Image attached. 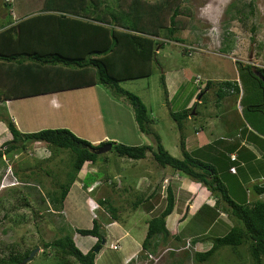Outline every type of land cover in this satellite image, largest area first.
Listing matches in <instances>:
<instances>
[{"label":"rangeland","instance_id":"1","mask_svg":"<svg viewBox=\"0 0 264 264\" xmlns=\"http://www.w3.org/2000/svg\"><path fill=\"white\" fill-rule=\"evenodd\" d=\"M4 1L9 3L7 8L4 6ZM118 1L123 5L129 2V0ZM31 3L34 4L33 6H41V0H0V21L4 12H10L14 16L19 14L22 8H32ZM153 3L159 4L156 16L161 27L155 24L157 18L155 21L152 20L153 15H151L149 4ZM174 8L177 12L172 23L169 15ZM9 16L10 14L7 19ZM134 18V22L139 27L150 28L152 37L160 41V44L155 46L156 61L152 62L150 74L123 78L118 83L121 87L136 93L146 106L152 119L148 134L140 132L135 126L133 117L130 118L132 111H130L129 103L121 98L110 96L107 88L97 83V86L87 87L96 90L94 106L97 107V112L89 116L86 115V105H80L82 103L78 100H81L79 94L81 91L88 96L92 94L86 91L87 88L82 87L80 88L83 90L72 88L75 90L72 93L66 91L63 95L66 99L65 107L62 109L64 115L61 109L52 112L57 117L56 121L48 116L51 114L50 104L45 105L43 109L40 108L44 105L40 96L16 98L13 102L16 112L10 111V107L7 109L5 103L0 102V116H8L11 113L16 116L15 120L27 121V111H29L31 120L28 119V126L32 123L38 126L46 125L45 127L60 125L55 127L71 128L75 135L86 140L89 139L90 131L94 134L102 130L114 138L109 139L110 149L98 153L94 163L90 162L85 167L84 164L81 165L75 177L79 181L78 186L76 187L74 183L69 186L67 200L62 202L60 213L51 210L46 193L51 192L53 188L58 189L57 184L65 180L66 170L72 162L69 149L25 140L24 146L19 145L5 154L3 158L5 164L0 162V255H6L9 249L22 251L25 248L37 246L30 259H25L22 264H79L71 256L68 260L66 255L61 256L62 258L55 253L53 255L52 250L41 246V241L57 236L55 227L59 222L60 224L62 221L70 223L73 227H89L92 216L96 215V218H100L103 214L108 225L104 224L99 229L105 241L100 249L95 251L94 264H167L172 261L174 264H240L241 262L247 264L249 262V257L244 252L238 261V255L235 256L229 245L220 246L208 259L197 261L191 257L193 250H203L210 245L209 243L201 245L196 241L188 244L187 241L191 237L199 233H206L205 236L220 235L225 233L231 225H238L231 217L223 219L216 215L217 210L214 205L209 207L207 202H201V199L194 201L195 206H190L183 221L175 223L172 220V225H175L180 236L178 241L173 240V242L169 237L167 243L158 245L153 251L144 249L139 251L140 241L146 229V219L164 204L166 182H162L161 176L164 174L168 176L166 178H171L170 185L167 184L171 188L176 187L179 180L173 176L167 165L161 166L156 163L150 150L145 152L144 157L127 158L117 155L113 145L118 142L124 143L123 135L132 134V130L133 135H130L133 137L130 141L133 142L132 144L147 143L151 145V148H155L154 133L158 135L159 142L171 155L181 157L178 140L183 132L184 149L189 153L200 145H204L205 150L210 148L212 154L215 152L218 155L221 149L219 146L226 143L222 138L228 139V135L224 129L220 128L223 124L222 118L226 116L222 115L219 118L218 115L215 118L208 114L214 106L215 98L212 88L215 89L216 84H212L203 92L195 107L197 112L195 115H187L183 119L181 128H178L170 117L169 110L181 109L188 99L187 92L195 93L197 87L203 85L207 77L215 83L219 79L234 77L237 72L239 73L238 67L242 64L252 63L264 67V0H140V6ZM168 26L173 27L172 31H167ZM226 44V50H221V47ZM160 74L163 77V86L160 84ZM195 78L199 82H194ZM237 82L239 86H242L244 100L255 103L259 96L258 81L248 75L239 76ZM177 83L181 85L179 84V89L175 93ZM44 99L45 97L43 102ZM231 100L232 97L226 98L228 106H225L224 110H222L224 106H217V110L214 109L216 113L218 114L221 110L223 114L226 110L234 113L238 106L234 99ZM230 101L231 104H229ZM244 102L242 100L241 104ZM42 116H45V119L42 120ZM54 123L55 125H52ZM132 125L135 126L141 139L135 137V128ZM198 128L203 129L199 136L194 134V130ZM6 131L5 122L1 118L0 149L3 147L2 142L10 138V134L8 135ZM202 134L205 137L204 140L201 139ZM190 154L199 155L200 152ZM42 157L45 158L41 159ZM177 172L179 176L187 177L183 172ZM86 173H90L89 175L95 178L93 181L95 186L91 190L89 187L81 189L83 188L82 178ZM152 189L154 192L146 202L142 201L135 206H130L138 196L147 195ZM75 192H77L75 195H80L81 198L76 199L78 203H75V206L71 202L68 205V200ZM176 194L180 203L175 204L174 213L177 212L176 209L186 210L185 201L189 196L184 188L181 191L177 190ZM104 197L117 206L116 219L111 218L101 204L91 211L92 199L98 201L97 199ZM81 200H83V207L77 205ZM148 203H151V206H148ZM93 205H95L94 202ZM85 206L89 209L86 225L83 224L85 219L82 217L86 213ZM147 207L150 208L147 209ZM208 207L209 212L206 213ZM71 208H77L76 214L74 209V212L70 213V210L65 212L66 209ZM108 220L115 221L110 224ZM99 222L101 226L103 222L100 220ZM168 224L172 227L171 222ZM71 235L74 245L82 252L89 249L95 241L93 236L75 230H72ZM116 237H118L119 246L113 249L108 242ZM168 244L169 249L172 248L171 252L166 248ZM239 248L241 247L237 246V249ZM134 250L136 252L133 258L124 261V256ZM43 251L45 253H42ZM130 255L132 254L127 256ZM154 256L155 263H153ZM261 264H264V260Z\"/></svg>","mask_w":264,"mask_h":264},{"label":"trees","instance_id":"2","mask_svg":"<svg viewBox=\"0 0 264 264\" xmlns=\"http://www.w3.org/2000/svg\"><path fill=\"white\" fill-rule=\"evenodd\" d=\"M6 3L8 4L4 1V4ZM139 6L140 0H129L125 5L118 0H41V6L37 12L20 17L14 22L6 19L0 23V102L25 94L97 83L107 88L110 96L128 102L137 129L148 134L152 119L146 106L136 93L121 87L118 83L123 78L150 74L152 62L156 61L155 46L160 44V41L152 37L153 33L150 28L139 27L134 22ZM149 6L152 11L151 15H153L152 20L155 21L159 4L153 3ZM176 12L177 9L174 8L169 15L172 23ZM155 24L161 27L158 18ZM172 28L168 26L166 29L170 32ZM226 47L227 44L222 46L221 50L225 51ZM238 71L239 76L250 75L258 81L259 96L255 103L249 101L247 102L249 105L246 106H253L252 110L263 113L264 83L255 72H260L264 78V67L246 63L239 66ZM159 80L163 86L162 74L159 75ZM232 82L234 81L230 79H221L213 83V80L206 79L199 93H203L206 88L216 84L214 94L216 99H219L225 91H229V88L237 90L236 82ZM191 109V107H182L179 110H169V115L178 128L182 127L183 119L190 114ZM194 111L196 112L195 109ZM4 116L7 115L0 116V119L2 118L5 122L11 137L2 142L0 162H4L3 164H5L3 159L5 154L19 145L24 146L25 140L39 141L48 146L53 145L52 147L67 148L71 152L72 162L66 170L65 180L57 184L58 189L53 188L51 192L46 193L51 210L60 213L63 198L81 165L84 164L85 167L90 162L94 163L98 158V153H95L93 149L110 140L92 144L66 127H43L21 132L9 116ZM153 136L155 148H151V145L147 143L118 142L114 143V150L117 155L127 158L144 157L145 152L150 150L152 158L158 165H167L173 170L183 172L187 177L200 182L210 190L218 197L217 200H224L226 208L223 210L238 224L231 225L225 233L220 235L205 236L206 233H199L190 240H186L189 244L210 239V245L206 249L193 250L191 257L197 261L208 259L220 246L229 245L235 256L238 255V261L244 252L249 257L247 264H261L264 260V201L255 200L252 203H246L232 199L217 175L216 167L184 149L183 132L178 140L181 157L171 155L159 142L158 135L153 133ZM226 167L228 170V166ZM89 174L86 173L83 178L81 177L82 190L88 185L91 189L95 186L93 183L95 178ZM257 189L258 191L264 190V185ZM153 192L152 189L149 195L138 196L130 206H135L138 202H146ZM97 200V205H103L110 217L116 219L117 206L106 197ZM173 204L174 193L172 188L166 185L164 204L146 219V229L140 241L139 251L141 249L153 251L158 245L167 243L169 237L172 241L180 239L177 232H170L165 225V216L170 213ZM148 206H151V203H148ZM184 216L185 212L182 211L178 220H182ZM100 218L93 216L89 227H73L70 223L62 221L60 224L59 222L55 227L57 236L41 241V246L48 247L53 251V255L57 254L60 257L66 255L67 259L71 256L79 264H94L95 251H98L102 244L100 243L102 233L99 231V220L104 224L106 222L103 214ZM72 230L94 235L96 241L89 249L82 252L74 245ZM237 246L241 248L237 249ZM34 247L36 246L25 248L22 251L9 249L6 255H0V264H22L26 255ZM169 247L170 245L166 248L169 249ZM169 250L171 252L172 248ZM140 254L142 255V251ZM167 264L174 263L172 261Z\"/></svg>","mask_w":264,"mask_h":264},{"label":"crops","instance_id":"3","mask_svg":"<svg viewBox=\"0 0 264 264\" xmlns=\"http://www.w3.org/2000/svg\"><path fill=\"white\" fill-rule=\"evenodd\" d=\"M7 5H9V3L4 4L5 8L8 7ZM33 5L34 4L31 3L30 7H32ZM39 7H40V5L39 6H33L30 9L22 8V10L19 12V14H15L14 16L11 15L10 12L9 13L4 12V15L1 16L3 18H2V21H0V23L5 21L9 14H10L9 20L11 22H14L17 19H19L20 17H23V16L37 12ZM9 8H10V6H9ZM237 74H238V72H237ZM237 74H235L234 77L225 78V79H230L231 81L236 82V85L238 87L237 90H232L229 88V91H225L223 96L219 99H216V96L213 93L214 98H215L213 101L214 106H213L211 111H208V114L213 115V117H215V118L218 115H219V118L222 115L226 116V118H222L223 124L220 127L221 129H224L226 131V135H228V139H224L221 137L222 140L226 141V143L219 146L221 149L219 150L218 155H216L215 152H214V154H212V150L210 148H207L205 150V148L203 147L204 145H200L199 147L194 149L193 152H190V153L195 154L197 152H200L199 155H194V156H197V157L209 162L210 164H212L216 167L217 175L219 176L220 180L226 186L227 193L229 196H231L232 199L239 201V202L243 201L246 203H252L255 200L264 201V190L258 191V189H257L259 186L264 185V114H263L264 113V105L262 107L263 113H261L258 110H252L251 108H253V106H246L249 104L247 103V101L244 102L245 100H244L243 89H242L241 85L240 86L238 85L237 81H238L239 75L237 77ZM206 79H211V78L207 77ZM193 80H194V82H199V81H195V79H193ZM219 80H221V79H219ZM234 82H232V83H234ZM179 84L174 89L175 93L179 89L178 86L181 85V84L180 85ZM204 84H205V81H204L203 85H201L202 87L201 86L197 87L195 93L192 92L190 94L189 92H187L188 99L186 100L184 106H182V107H191L192 108L190 111V114H188L190 116L195 115V113L197 112V111L195 112L194 109L196 110V108H195L197 105L196 102H199V99H201V96L203 95V93H199V89L203 88ZM92 86H97V85L96 84H88V85H83V86L60 88V89L42 92V93H34V94H28V95L25 94L24 96L16 97V98L40 96L41 97L40 100L44 104V105H41L40 108L43 109L45 105L50 104L51 114L48 116H50L53 120L56 121L57 117H56V115H53L52 112L56 111L57 109L58 110L61 109L62 115H64L62 109L65 107V104H66L65 100L66 99H65V97H63V95L66 93V91H69L72 93L75 90H83L80 87L87 88V87H92ZM72 88H74L75 90H73ZM77 88H79V89H77ZM209 88H206L205 90H208ZM212 89L214 92V88H212ZM86 91L90 92V94H92V95L88 96L87 94H85L81 91L79 93L81 96V100L79 99L78 102L82 103L80 105H86V115L89 116L91 113L97 112L96 111L97 107L94 106V103H95L94 101L96 100L94 98V97H96V90L87 88ZM198 93L200 95L197 96ZM44 97H45V99L43 102ZM228 97H232V100L234 99V102L237 103L238 109H236V111L234 113H230L228 110H226V113L223 114L222 110H224L225 106H228V103L226 102V98H228ZM16 98L5 99L4 101H1V102H4L7 109H9V107H10L11 108L10 111H12L15 109V107H13L14 106L13 102L16 100ZM242 100H243L244 104H241ZM231 101L229 102V104H231ZM84 103H86V104H84ZM88 103H90V104H88ZM220 105H222L224 107L222 108L221 112L219 111V113L217 114L214 109L217 110V106H220ZM93 107H95V109H93ZM14 111L16 112V110H14ZM2 113H4V111H2ZM27 114H28V119L31 120L30 115H29V111H27ZM8 116L13 119V122H14L16 128L18 130H20L21 132L33 131L35 129H39L41 127L46 126V125L38 126V125H34L33 123L30 126H28L27 125L28 119H27V121H20L17 119L15 120L16 116H14L11 113ZM131 116H132V114L130 113V118H131ZM42 117H43L42 120L45 119V116H42ZM124 117H125V115H124ZM25 118H27V116H25ZM34 121H36V120H34ZM99 123L102 124V122H99ZM207 123L210 125L212 124L211 122H207ZM101 124H100V126H101ZM52 125H55V123ZM55 126H60V125H55ZM55 126H52V127H55ZM135 126H136V124H135ZM135 126H133V128H135ZM6 130H7L6 132L9 135L10 132L8 131L7 128H6ZM92 130H94V129L92 128ZM202 130H201V128H198L197 130H194V134L199 136L200 133L202 132ZM72 131H74V130H72ZM101 131L98 130V132H94V134L90 131L88 134L89 135L88 140L92 144H96V143L103 141V140L114 139L112 136L107 135L106 132H103V131L101 132ZM131 133L132 134L126 133L125 135H123V137H124L123 141H125L124 143H127V144L133 143V142H130L131 139L133 138L130 136V135H133L132 130H131ZM134 133L136 135L135 136L136 138L141 139V137L137 134L136 128L134 130ZM9 136H11V134ZM201 139L202 140L205 139L203 134L201 135ZM231 153L235 154V158L233 161H231L229 158V155ZM216 159H217V161H216ZM233 164L235 165V171L234 172L228 171L226 166L233 165ZM170 170H171L173 176L176 177L177 180H179V183L177 184V186L172 188V191L174 193V204H173L172 210L170 211V213H168L165 216V225L170 230V232H173V231L177 232V230L175 229V225L174 226L172 225V220H174L175 223L176 222L179 223V221H183L185 216L182 218V220H178L179 215L181 214L182 211L185 212V214H186L188 212L190 206L191 207H192V205L195 206V203H194L195 200L201 199V202L206 201L207 204L209 205V207H211V205H214V207L217 210L216 215H219L223 219L229 218L227 213L223 210V208H226V202L224 200H222V199L217 200L218 197L216 195H214L210 190H208L205 186H203L200 182L192 180L189 177L179 176L177 170H173L171 168H170ZM166 176L167 175L163 174L161 177L166 178ZM77 180L78 179L75 178L71 182V184L74 183V184H76V187H77L78 186L77 183L79 182ZM170 180H171V178L170 179L166 178L165 181H163V179H162V182H166L165 183V186H166L170 182ZM169 185H170V183H169ZM183 188L185 189V191L187 193H189V196L186 197V201H185V203H186L185 209L186 210L182 209V211H181L179 209H176L177 212L174 213L175 204L177 202L180 203V201L178 200V196H177L176 192H177V190H179V191L183 190ZM76 193L77 192H75L74 195L72 196V198L68 200V205H69V202H71V204L74 206H75V203H78V202H76V199L81 198V197H79L80 195L76 196L75 195ZM66 200L67 199L65 196L63 201L66 202ZM189 201H192V202L190 203ZM203 204H205V203H203ZM77 205L83 207V205H84L83 200H81L80 203ZM209 207H208V211H206V213L209 212ZM84 208L86 209V213H84V215L82 217L85 219L83 224L86 225L87 224L86 219H87V214H88L89 209L86 206ZM73 209L75 210V214H76L77 208H73ZM73 209L72 208L68 209V210L66 209L65 212H67L69 210H70V213H71V211L74 212ZM147 212H149V211H147ZM67 215H69V214H67ZM90 221H91V218H90ZM168 222L169 223L171 222L172 227H169ZM225 222H227V221H225ZM111 223L113 224V222H111ZM179 228H181V226H179ZM208 230H209V228H208ZM204 243L210 244V241H201L198 244L202 245ZM134 251H130L128 254H126V256L129 254H133Z\"/></svg>","mask_w":264,"mask_h":264},{"label":"clouds","instance_id":"4","mask_svg":"<svg viewBox=\"0 0 264 264\" xmlns=\"http://www.w3.org/2000/svg\"><path fill=\"white\" fill-rule=\"evenodd\" d=\"M197 80V78H195V81ZM197 81H199V80H197ZM11 118V117H10ZM12 119V118H11ZM13 120V119H12ZM7 128V127H6ZM11 137V136H10ZM32 142H39V141H32ZM164 179V178H163ZM166 179V178H165ZM163 181H165V180H163ZM89 188H90V186H88ZM91 189V188H90ZM67 193H68V191H67ZM67 195V194H66ZM65 195V196H66ZM65 196H64V198H65ZM63 198V199H64ZM92 201L95 203V205H93V202H90V204H91V211H93L94 210V208H97V203H96V201H94L93 199H92ZM63 202V201H62ZM93 217V216H92ZM109 221V223H111V222H113V221H115V220H108ZM100 223V222H99ZM108 225V223L107 222H105V226H107ZM91 226V225H90ZM102 226H104V223H102L101 224V226L99 227V229H101L102 228ZM85 235H89V236H93L94 238H95V241H96V237L94 236V235H91V234H85ZM94 241V242H95ZM105 241V237H102V238H100V243H103ZM93 242V243H94ZM112 243H115L116 244V246H115V248H117L118 246H119V243H118V237H116V238H112L109 242H108V245L111 247V248H113V249H115L114 247H112L111 246V244ZM100 249V248H99ZM135 252L136 251H134V253L132 254V255H130L129 257L128 256H125L124 258H123V260L124 261H129V260H131L132 258H133V256L135 255ZM95 256V255H94Z\"/></svg>","mask_w":264,"mask_h":264},{"label":"water","instance_id":"5","mask_svg":"<svg viewBox=\"0 0 264 264\" xmlns=\"http://www.w3.org/2000/svg\"><path fill=\"white\" fill-rule=\"evenodd\" d=\"M256 74L262 79V81L264 83V78L260 75V72H256ZM110 147H111V142L110 141H106V142H104L102 144H99L95 149H93V151L95 153H100V152L106 151L107 149H110ZM36 248H37V246L34 247V249H32L29 252V254L24 258V260L29 258V256L32 255V253L36 250Z\"/></svg>","mask_w":264,"mask_h":264},{"label":"built area","instance_id":"6","mask_svg":"<svg viewBox=\"0 0 264 264\" xmlns=\"http://www.w3.org/2000/svg\"><path fill=\"white\" fill-rule=\"evenodd\" d=\"M229 158H230V159H234V158H235V154L231 153V154L229 155ZM228 170H229L230 172H234V171H235V165H234V164H233V165H229V166H228ZM164 180H166V179L164 178ZM111 246L115 248L116 244H115V243H112ZM155 262H156V257L154 256V258H153V263H155Z\"/></svg>","mask_w":264,"mask_h":264}]
</instances>
